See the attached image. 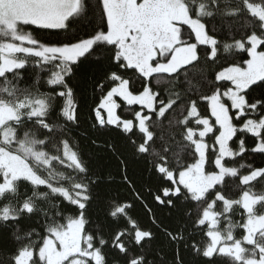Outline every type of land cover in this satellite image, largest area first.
<instances>
[{
	"label": "snow or ice",
	"instance_id": "obj_1",
	"mask_svg": "<svg viewBox=\"0 0 264 264\" xmlns=\"http://www.w3.org/2000/svg\"><path fill=\"white\" fill-rule=\"evenodd\" d=\"M89 16V30L69 31ZM38 30L63 37L42 40ZM98 49L107 67L93 127L129 137L153 181L144 190L181 213L169 240L210 261L264 264V167L237 164L264 153V0H0V231L12 244L0 264H108L110 253L150 264L153 232L130 214L134 202L101 198L102 178L73 136L71 81ZM29 65L39 71L26 83ZM121 181L143 201L126 165Z\"/></svg>",
	"mask_w": 264,
	"mask_h": 264
},
{
	"label": "trees",
	"instance_id": "obj_2",
	"mask_svg": "<svg viewBox=\"0 0 264 264\" xmlns=\"http://www.w3.org/2000/svg\"><path fill=\"white\" fill-rule=\"evenodd\" d=\"M95 23L96 19L94 17L81 18L70 25L69 31L83 33ZM35 34L42 40H56L63 37V33H58L56 30H38ZM237 37H239V33H237ZM96 55L101 57L100 61L94 59ZM106 55L107 53L103 49H98L93 56H90L80 65L71 81L76 89L79 102V127L74 129L73 136L76 138L78 147L84 153L85 158L90 161L92 170L102 178L98 189L101 198L106 195L118 194L122 200L134 202L135 206L130 210V214L137 218L143 227L150 229L154 234V238L146 243L143 249L150 264H176L177 255H179L182 264H225V261L220 258L210 261L208 258L197 255L190 246L185 247L183 243L177 244L169 240L165 234V229L175 232L183 223L181 213L158 205L144 190L145 186L153 181L149 178L150 174L147 171L145 160L138 158L134 154L133 148L129 143V137L123 135L119 129L113 126H107L104 129L93 127L95 118L92 109L100 96L96 85L103 77L102 69L107 67ZM246 58V53H241L235 57L222 56L217 63L221 66H227L233 60L238 61ZM216 70H219V68ZM38 71V69H33L29 65L23 72L26 78L25 82H32L35 79V73ZM196 72V68L191 70L193 77ZM212 79H214V75ZM256 95H259L258 90ZM201 107L203 108V104ZM118 111L126 118H131L124 109ZM58 112L59 107L52 113V120H58ZM246 143L249 149L254 146V138L250 134L246 137ZM108 145H113L115 152ZM233 147H236V144H233ZM121 160L124 161V164L121 163ZM239 163L264 167V153L249 152L244 160L237 161V164ZM125 165L129 180L132 181L135 189L143 193V201L136 200L135 192L121 181ZM108 176L114 177V182H107ZM144 203L155 214L156 224L152 223ZM99 213L100 205L98 203L89 209V216L93 220L96 219ZM194 239L199 240L200 237L196 236ZM11 248L12 244L8 232L0 231V252H7ZM117 261L122 264L120 257L110 253L108 264H117Z\"/></svg>",
	"mask_w": 264,
	"mask_h": 264
},
{
	"label": "rangeland",
	"instance_id": "obj_3",
	"mask_svg": "<svg viewBox=\"0 0 264 264\" xmlns=\"http://www.w3.org/2000/svg\"><path fill=\"white\" fill-rule=\"evenodd\" d=\"M209 142H211V141H209Z\"/></svg>",
	"mask_w": 264,
	"mask_h": 264
}]
</instances>
